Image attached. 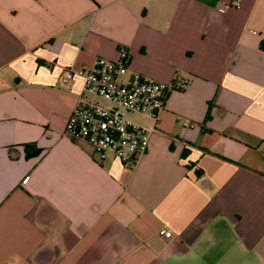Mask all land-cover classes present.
<instances>
[{
    "label": "crops",
    "instance_id": "0c3cea01",
    "mask_svg": "<svg viewBox=\"0 0 264 264\" xmlns=\"http://www.w3.org/2000/svg\"><path fill=\"white\" fill-rule=\"evenodd\" d=\"M230 1L0 0V264H264V0ZM122 48L177 83L132 166L67 135L61 83Z\"/></svg>",
    "mask_w": 264,
    "mask_h": 264
},
{
    "label": "built area",
    "instance_id": "2783aa9c",
    "mask_svg": "<svg viewBox=\"0 0 264 264\" xmlns=\"http://www.w3.org/2000/svg\"><path fill=\"white\" fill-rule=\"evenodd\" d=\"M228 5L240 7L242 0H231ZM128 60V51L122 48L117 60L98 57L92 65L67 67L61 83L68 86L77 76L84 80L83 91L66 122L67 135L92 143L102 161L115 156L125 166H132L147 152L150 133L156 129L159 113L165 109L166 98L177 83L149 79L138 72L125 78ZM187 83L185 79L184 84ZM132 114L147 115L155 125L135 122ZM160 233L173 236L170 229Z\"/></svg>",
    "mask_w": 264,
    "mask_h": 264
},
{
    "label": "trees",
    "instance_id": "16d2710c",
    "mask_svg": "<svg viewBox=\"0 0 264 264\" xmlns=\"http://www.w3.org/2000/svg\"><path fill=\"white\" fill-rule=\"evenodd\" d=\"M39 153V150L38 149H35V148H32V147H30V150H29V152H28V155L29 156H35V155H37ZM185 155V154H184Z\"/></svg>",
    "mask_w": 264,
    "mask_h": 264
},
{
    "label": "rangeland",
    "instance_id": "374dc122",
    "mask_svg": "<svg viewBox=\"0 0 264 264\" xmlns=\"http://www.w3.org/2000/svg\"><path fill=\"white\" fill-rule=\"evenodd\" d=\"M101 101H102L104 104H107V102H106L105 100H102V99H101Z\"/></svg>",
    "mask_w": 264,
    "mask_h": 264
}]
</instances>
